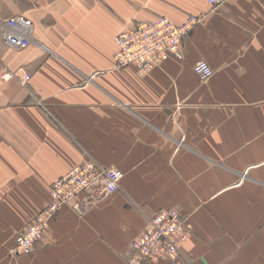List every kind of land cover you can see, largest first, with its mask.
Segmentation results:
<instances>
[{
	"label": "crops",
	"instance_id": "crops-1",
	"mask_svg": "<svg viewBox=\"0 0 264 264\" xmlns=\"http://www.w3.org/2000/svg\"><path fill=\"white\" fill-rule=\"evenodd\" d=\"M23 13L34 29L18 51L1 32ZM162 16L196 20L182 58L116 68L115 35ZM6 69L19 74L0 79V264H128L161 209L192 228L172 264H264V0H0ZM89 157L123 173L120 189L76 198L12 254L51 184Z\"/></svg>",
	"mask_w": 264,
	"mask_h": 264
},
{
	"label": "built area",
	"instance_id": "built-area-1",
	"mask_svg": "<svg viewBox=\"0 0 264 264\" xmlns=\"http://www.w3.org/2000/svg\"><path fill=\"white\" fill-rule=\"evenodd\" d=\"M210 5L221 4L226 0H207ZM17 20L29 27L31 21L25 16L12 17L7 21L2 38L13 49L28 45L26 37L11 34ZM196 24L194 18L175 24L166 17L152 21H137L129 29L116 34L114 61L116 68L129 65L136 67L139 74L147 73L153 66L169 58H182L181 43ZM193 70L200 80H208L212 69L206 61H198ZM12 74L7 75L9 78ZM29 76V75H28ZM26 77L25 80L29 79ZM123 173L109 168L89 157L70 168L50 186L49 202L34 216L31 223L15 237L12 253L31 254L35 245L43 238L50 221L64 206H71L76 198L95 192L102 187L104 192L112 193L120 189ZM192 228L176 209H161L149 220L145 230L132 242L128 264H144L163 260L172 264L178 262L182 249L191 235Z\"/></svg>",
	"mask_w": 264,
	"mask_h": 264
},
{
	"label": "rangeland",
	"instance_id": "rangeland-1",
	"mask_svg": "<svg viewBox=\"0 0 264 264\" xmlns=\"http://www.w3.org/2000/svg\"><path fill=\"white\" fill-rule=\"evenodd\" d=\"M18 16H25L26 18H28L29 19V17H27L24 13L23 14H18V15H14V16H12V17H18ZM12 17H10V18H12ZM10 18H8L7 20H6V22L4 23V25H3V28H2V32H1V39H2V42L6 45V43L4 42V40H3V38H2V35L4 34L3 33V30L5 31L6 30V24H7V21L10 19ZM30 21H31V24H30V26L29 27H26V26H23L22 25V23H21V21L20 20H17V22H16V26H15V28L13 29H11V34H17V35H21L22 37H26V39L28 40V45L25 47V48H22V49H15V50H18V51H22V50H26V49H28L30 46H31V44H32V36H33V29H34V25H33V22H32V20L31 19H29ZM133 25V24H132ZM132 25H130L129 27H127V28H125V29H123V30H126V29H129ZM122 30V31H123ZM120 33V32H119ZM115 44V43H114ZM6 46H8V45H6ZM9 47V46H8ZM11 48V47H10ZM13 49V48H12ZM9 74H15V76L14 77H17L18 76V74H19V69L18 70H16L15 72H12V71H10V70H2V71H0V75H1V78L0 79H2V80H4V79H8V77H7V75H9ZM13 76V75H12ZM28 76V74L27 73H24L23 74V78H22V81H27V80H29V79H27V80H25L26 79V77ZM29 77V76H28ZM101 186L99 185V187H95V192H96V190H101ZM107 192H104L103 194H106ZM43 236H45V234L43 235ZM12 254H14V253H12ZM24 255H28V254H24ZM147 263H149V262H146V263H144V264H147Z\"/></svg>",
	"mask_w": 264,
	"mask_h": 264
},
{
	"label": "bare ground",
	"instance_id": "bare-ground-1",
	"mask_svg": "<svg viewBox=\"0 0 264 264\" xmlns=\"http://www.w3.org/2000/svg\"><path fill=\"white\" fill-rule=\"evenodd\" d=\"M115 62V61H114ZM129 66H133V65H129ZM126 67V66H125Z\"/></svg>",
	"mask_w": 264,
	"mask_h": 264
}]
</instances>
